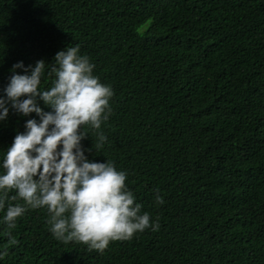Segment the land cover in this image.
Segmentation results:
<instances>
[{
    "label": "trees",
    "instance_id": "1",
    "mask_svg": "<svg viewBox=\"0 0 264 264\" xmlns=\"http://www.w3.org/2000/svg\"><path fill=\"white\" fill-rule=\"evenodd\" d=\"M77 44L114 91L104 147L87 151L88 129L85 155L127 172L159 230L101 254L28 210L0 264H264V0H0V96L17 62L43 59L50 87L55 54ZM28 119L0 121V163Z\"/></svg>",
    "mask_w": 264,
    "mask_h": 264
},
{
    "label": "clouds",
    "instance_id": "2",
    "mask_svg": "<svg viewBox=\"0 0 264 264\" xmlns=\"http://www.w3.org/2000/svg\"><path fill=\"white\" fill-rule=\"evenodd\" d=\"M53 60L47 72L53 77L50 87L41 86L46 74L43 59L34 67L17 62L0 96V121L7 119L10 109L39 117L26 120L25 131L15 135L0 163V211L6 208L7 237L0 259L8 255V247L18 245L12 230L28 210L46 209L55 239L101 254L110 242L128 241L136 233L160 227L159 217L153 221L142 212L127 186V172L117 170L110 160L90 161L81 145L91 129L96 140L87 151L104 147L107 137L101 126L113 112V89L94 75L95 65L80 54L78 44L58 51ZM164 202L157 194L155 203Z\"/></svg>",
    "mask_w": 264,
    "mask_h": 264
}]
</instances>
